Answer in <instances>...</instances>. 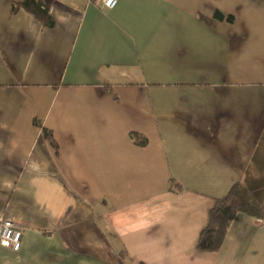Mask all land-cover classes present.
Wrapping results in <instances>:
<instances>
[{"label":"crops","instance_id":"crops-1","mask_svg":"<svg viewBox=\"0 0 264 264\" xmlns=\"http://www.w3.org/2000/svg\"><path fill=\"white\" fill-rule=\"evenodd\" d=\"M0 0V264H264V216L197 244L235 183L264 212V0ZM146 138L144 144L133 138Z\"/></svg>","mask_w":264,"mask_h":264},{"label":"trees","instance_id":"trees-1","mask_svg":"<svg viewBox=\"0 0 264 264\" xmlns=\"http://www.w3.org/2000/svg\"><path fill=\"white\" fill-rule=\"evenodd\" d=\"M20 7L33 12L47 25H51L53 20L48 8L39 0H24L21 3H12V11H17ZM133 138L141 144L146 142V138H139L133 134ZM245 183H235L223 198L215 200L214 206L209 212L207 224L202 229L197 248L199 251H217L221 247L228 233L229 227L240 212H245L256 218L264 216L261 199L258 194L262 188L249 190Z\"/></svg>","mask_w":264,"mask_h":264},{"label":"built area","instance_id":"built-area-1","mask_svg":"<svg viewBox=\"0 0 264 264\" xmlns=\"http://www.w3.org/2000/svg\"><path fill=\"white\" fill-rule=\"evenodd\" d=\"M102 9L114 8L118 0H93ZM22 229L14 224L13 221L0 216V246L18 251L22 244Z\"/></svg>","mask_w":264,"mask_h":264}]
</instances>
